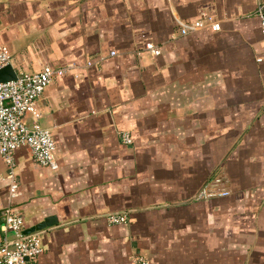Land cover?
Returning a JSON list of instances; mask_svg holds the SVG:
<instances>
[{
	"label": "crops",
	"instance_id": "1",
	"mask_svg": "<svg viewBox=\"0 0 264 264\" xmlns=\"http://www.w3.org/2000/svg\"><path fill=\"white\" fill-rule=\"evenodd\" d=\"M261 1L0 0V46L17 74L72 65L37 100L59 168L39 165L27 147L15 153L26 228L59 220L41 234L45 252L32 264H130L136 254L155 264H264ZM206 17L222 20V30L180 35L177 19ZM147 41L159 56L144 49ZM203 69L224 73L223 86L206 91L211 104L200 107L191 87L190 99L168 109L167 88L187 92L185 81L198 84ZM247 77L257 81L258 99L235 104L234 86ZM221 171L229 194L199 198ZM117 214L129 220L111 224ZM2 224L0 213V231Z\"/></svg>",
	"mask_w": 264,
	"mask_h": 264
},
{
	"label": "built area",
	"instance_id": "2",
	"mask_svg": "<svg viewBox=\"0 0 264 264\" xmlns=\"http://www.w3.org/2000/svg\"><path fill=\"white\" fill-rule=\"evenodd\" d=\"M257 15L261 21V34L264 38V1L257 7ZM180 26V35H189L204 29L213 31L222 30V20L206 17L194 21L177 19ZM144 49L157 57L161 54V48L154 42H147ZM111 51L110 56L116 55ZM263 58L260 57L259 61ZM12 61V54L6 45L0 46V69ZM96 64L88 62V66ZM72 65L53 67L45 65L39 72L33 74L17 75V78L0 82V156L9 167L8 179V203L1 209L2 228L0 231V264H32L34 260L45 252V244L41 234H25L26 224L21 207L17 199L21 195L20 184L16 180L15 153L22 147H27L35 161L46 168L57 170V142L50 129L42 127L39 123L41 113L37 107V100L46 87L56 77H63L71 70ZM32 115L33 124L30 126L27 115ZM123 141L132 144L133 139L127 131L122 132ZM214 178L211 181H214ZM207 184L199 196L208 198L213 196H226L228 191L214 190ZM128 216L123 214L109 217L111 224L125 223ZM11 233L14 237L11 236ZM28 258V260H27ZM134 264H152L147 260L138 259Z\"/></svg>",
	"mask_w": 264,
	"mask_h": 264
},
{
	"label": "rangeland",
	"instance_id": "3",
	"mask_svg": "<svg viewBox=\"0 0 264 264\" xmlns=\"http://www.w3.org/2000/svg\"><path fill=\"white\" fill-rule=\"evenodd\" d=\"M143 44L144 43H142V45ZM141 47L142 46H140V49H141ZM18 70L20 71V69H18ZM26 73H29V71H26ZM199 74L202 76L198 80V84L195 83L196 80L185 81L187 92L175 91L174 89H175V87H178V84H175V86H173L172 88L171 87L167 88V90L171 94L166 96V98L168 99V102H163V103L165 104V106L168 109H171V110L175 109L176 105H178V104L180 105V102L182 99L183 100L190 99V95H189L190 90L189 89L191 87L196 88L195 95L199 98L200 103L203 102L200 107L204 106V103L211 104V98H209V95L208 96L206 95V91L210 90L213 85H222L224 73L222 71H219V72H215V73L210 74L209 72L205 71V69H203L199 72ZM169 101H170V104H169ZM182 103H183V101H182ZM195 107H197V105H195ZM184 112H185V110L178 111V113H180L179 116H182L184 114ZM183 116H185V115H183ZM184 128H185V126H183L181 129H184ZM189 128L190 127L188 126L187 129H189ZM181 129H179V130H181ZM6 168L7 167H6L5 162L0 158V172L7 171ZM16 169L18 170L17 167H16ZM215 178H217V179H215L214 181H210L208 183V185L210 187L212 185H214V188H215L214 190L219 191V189L221 190L224 187V185L227 183L226 182L227 177L225 176V173L223 171H221V172H219V176L218 177L216 176ZM6 195H7V193H6ZM198 197L200 198L199 194H198ZM22 214L24 216L23 211H22ZM24 221H25L26 225H29L31 223L30 219L28 218V215L26 217L24 216ZM11 236L14 237L12 233H11ZM138 259H144V260L149 261L147 258H145V256L136 254V255L131 256V263L130 264H134V262ZM152 264H155V263H152Z\"/></svg>",
	"mask_w": 264,
	"mask_h": 264
},
{
	"label": "trees",
	"instance_id": "4",
	"mask_svg": "<svg viewBox=\"0 0 264 264\" xmlns=\"http://www.w3.org/2000/svg\"><path fill=\"white\" fill-rule=\"evenodd\" d=\"M177 23V22H176ZM178 27H179V25H178ZM203 31V30H202ZM204 31H212L213 32V30L212 29H210V28H208V29H204ZM220 32V31H219ZM147 43V42H146ZM136 55H138L137 53H136ZM248 78V77H247ZM235 88H237L238 89V94L237 95H235L234 97H233V99L232 100H234V103L235 104H240V103H249V102H253L254 100H257L258 99V95L256 94V88H257V81H255V80H251V79H243L242 80V83L237 87V86H234V89ZM240 94V95H239ZM240 97V99H242L241 101H237L236 102V100L238 99ZM263 106H264V99H263ZM253 120V117H248L247 118V125L251 122ZM246 125V126H247ZM240 129V128H239ZM245 130V128L244 129H241V130H238L237 132H236V134H234L235 136V140H234V142L240 137V135L243 133V131ZM252 130V129H251ZM246 139V136L244 137V139L239 143V145L238 146H236L235 148H234V150H233V152L231 153V155H230V157H229V159L234 155V153L237 151V149L238 148H240L241 147V145H242V143L244 142V140ZM219 143V142H218ZM218 143H215L216 145H214V148L218 145ZM233 143V142H232ZM218 150V149H217ZM226 160L227 159H225L224 160V162H226ZM220 162H221V160H220ZM216 163H217V161H216ZM218 165V164H217ZM217 165H216V167H217ZM217 172V171H216ZM215 175H216V173H215ZM215 175H213L212 177H210V179H209V182L212 180V179H214L216 176ZM208 182V183H209ZM207 183V184H208ZM213 197H216V196H213ZM213 197H211V198H213ZM209 198V197H208Z\"/></svg>",
	"mask_w": 264,
	"mask_h": 264
},
{
	"label": "water",
	"instance_id": "5",
	"mask_svg": "<svg viewBox=\"0 0 264 264\" xmlns=\"http://www.w3.org/2000/svg\"><path fill=\"white\" fill-rule=\"evenodd\" d=\"M17 75L18 74L16 73L12 64H8L4 68L0 69V82L13 80L17 78ZM58 222L59 220L56 215H50L47 216L43 221L35 225H32L31 227H28L24 232L25 234H30V233L42 234L47 230V228H53L57 226Z\"/></svg>",
	"mask_w": 264,
	"mask_h": 264
}]
</instances>
